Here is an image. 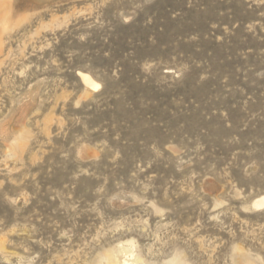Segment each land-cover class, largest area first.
Listing matches in <instances>:
<instances>
[{"label": "rangeland", "instance_id": "374dc122", "mask_svg": "<svg viewBox=\"0 0 264 264\" xmlns=\"http://www.w3.org/2000/svg\"><path fill=\"white\" fill-rule=\"evenodd\" d=\"M261 197L264 0H0V264H264Z\"/></svg>", "mask_w": 264, "mask_h": 264}, {"label": "bare ground", "instance_id": "6f19581e", "mask_svg": "<svg viewBox=\"0 0 264 264\" xmlns=\"http://www.w3.org/2000/svg\"><path fill=\"white\" fill-rule=\"evenodd\" d=\"M78 76L88 88L96 90L100 87V84H98L90 75L79 73ZM252 206L257 209L264 207V197L255 200ZM130 261H133V255H128V253H126L122 263L119 262L118 257H115L111 264H133L130 263Z\"/></svg>", "mask_w": 264, "mask_h": 264}]
</instances>
